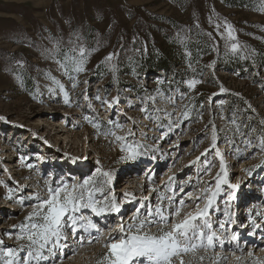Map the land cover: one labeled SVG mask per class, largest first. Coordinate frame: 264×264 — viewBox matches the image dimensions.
<instances>
[{
	"label": "rangeland",
	"instance_id": "1",
	"mask_svg": "<svg viewBox=\"0 0 264 264\" xmlns=\"http://www.w3.org/2000/svg\"><path fill=\"white\" fill-rule=\"evenodd\" d=\"M262 7L264 0H0V117L5 118L0 119V238L5 246L24 243L15 238L19 228L13 226L25 222L36 194L47 195L46 180L66 179L71 185L99 167L114 173L111 190L121 212L97 217L82 209L80 214L98 223L101 231L93 235L99 239L77 246L73 254L75 241L69 236V248L46 262L96 264L106 251V238L121 220L130 221L142 197L155 206L159 197L173 192L178 201L187 192L196 197L205 187L214 190L218 150L229 183L241 187L226 204L230 189L222 185L209 209L213 231L224 244L201 251L202 264H264V169L251 176L246 171L264 160L256 148L264 137ZM227 25L234 39L228 37ZM70 40L86 50L82 72L71 62L67 71L61 67ZM56 41L61 53L52 57L46 49ZM232 43L240 46L236 52ZM109 53L115 54L110 61L105 59ZM193 80L198 83L189 87ZM110 120L122 127L114 128ZM173 121L179 127L168 131ZM109 130L120 136L134 132L145 155L136 162H118L121 142L107 135ZM205 149L209 151L202 156ZM75 157L80 159L73 163ZM208 165L211 171L203 172ZM173 174L179 184L192 179L184 193L176 185L166 187ZM97 186L104 193L96 198L103 200L108 186ZM9 189L12 199L7 198ZM124 193L136 199L124 203ZM20 196L31 199L21 204ZM205 203L200 200V207ZM226 208L231 222L220 229L219 221L228 220ZM195 210L186 199L178 219ZM233 232L238 240L229 243ZM192 264L201 262L193 259Z\"/></svg>",
	"mask_w": 264,
	"mask_h": 264
},
{
	"label": "snow or ice",
	"instance_id": "2",
	"mask_svg": "<svg viewBox=\"0 0 264 264\" xmlns=\"http://www.w3.org/2000/svg\"><path fill=\"white\" fill-rule=\"evenodd\" d=\"M261 10L264 11V7ZM219 27L217 25V29ZM221 35L223 36V34ZM227 35L230 39H234L230 25H227ZM78 39L79 37L76 38L77 41ZM70 44L72 47L62 53L63 62L61 67L67 71L68 64L71 62L75 65L74 70L76 72H82L85 70L83 65L85 63L86 50L75 41L70 40ZM239 47L238 43L231 44L233 52H236ZM46 52L52 57L60 54L61 42L56 41L54 48L46 49ZM113 55L115 54L109 53L105 59L110 61ZM196 83L198 81H189V87H195ZM75 86L76 84L74 83L73 87ZM60 87L63 88L62 85ZM220 91L224 92L225 89L221 87ZM65 103H68L66 92ZM142 111L147 113L148 109L144 108ZM188 115L187 111L182 113L185 119H187ZM0 119L5 118L0 117ZM85 119L89 118L85 117ZM89 122L92 123V120L89 119ZM109 123L114 128L122 127L118 122L110 120ZM261 123L264 124V121H261ZM93 127L97 128L98 125L93 123ZM173 127H179V124L173 121L168 131H171ZM251 131L254 132L255 129ZM167 134L165 132L160 139H164ZM107 135L113 136L115 140L121 142L120 151L123 154L119 157L118 162H136L141 156L145 155L141 151L143 145L134 139V132L129 131L127 136H120L115 131L109 130ZM127 137H133V140L129 142ZM215 143V126L213 125V148ZM245 144L247 147H252L251 140H246ZM256 148L264 152V137L259 139ZM208 151V149H205L201 155H206ZM216 155L220 157V170L213 178L215 183L214 190L210 186L205 187L202 189L201 194L196 197H193L191 192H187L185 193V198H181L178 201L176 198L177 194L173 192L172 196L159 197L160 202L155 206L149 202V197H142L138 201L140 207L136 208L130 221L124 223L121 220L120 227L116 228L106 238L103 245L106 251L101 254L96 264H192L193 259L200 261L202 264L205 256L199 254L201 251L214 248L216 244L222 246L224 241L213 231L209 209L214 206L216 197L223 191L222 185H227L230 189L227 193L228 200L225 202L226 204L237 198L238 190L241 186L240 184L229 183L223 156L218 150ZM71 159L75 163L80 158ZM199 160L200 157H197L191 164H196ZM28 167L32 166L28 165ZM255 169H264V160L246 171L251 176ZM202 171L205 173L210 172L211 165H208ZM98 177L102 178V180L98 181ZM113 180V171H104L99 167L81 182L72 183L71 185L66 179L46 180L45 190L47 195L40 196L36 194L37 203L33 205V210L25 217V222L13 226L14 228H19V234L15 238L24 241V243L16 248L6 247L4 240L0 238V264H46V262L57 258L58 253H63L64 249L69 248V236L75 241L74 245H72L73 254H75L77 246H83L85 242L93 243L98 240L99 236L93 235V233H100L101 231L98 223L94 222L91 217H86L80 213L82 209H91V212L97 217H102L106 214H119L122 204L117 201L115 193L111 190ZM0 183L3 182L0 181ZM98 184L106 185L109 189L108 194L103 195V200L96 198V193H104L103 187L97 186ZM191 184V178L184 181L183 184H179L175 174H173L168 178L166 187L172 190V186L176 185L179 187V191L184 193V186ZM152 191H157V189H152ZM124 197V203L136 199L132 193H124ZM7 198H13L12 189L8 190ZM26 199H31V197H18L21 204ZM186 199L195 204L196 210L195 212L183 213V218L178 219L182 215ZM165 200L167 205L164 204ZM200 200L206 201L203 208L200 207ZM142 209L144 210L143 212ZM224 215L228 220L219 221L220 229H224L225 223L231 222V214L227 208ZM153 226H157L155 232L150 231ZM256 227L259 228V225ZM80 233H86L88 239L85 240V237ZM9 236L11 238V233H9ZM238 236V233L233 232L229 243L237 241ZM21 252H26V255L21 257ZM185 256L189 257L187 261L184 259ZM58 258L62 260L64 256L59 255Z\"/></svg>",
	"mask_w": 264,
	"mask_h": 264
},
{
	"label": "trees",
	"instance_id": "3",
	"mask_svg": "<svg viewBox=\"0 0 264 264\" xmlns=\"http://www.w3.org/2000/svg\"><path fill=\"white\" fill-rule=\"evenodd\" d=\"M157 67H160L161 70H164V69H165V66L162 65V64H158ZM238 68H241V65H239ZM143 73H144V72H143Z\"/></svg>",
	"mask_w": 264,
	"mask_h": 264
},
{
	"label": "bare ground",
	"instance_id": "4",
	"mask_svg": "<svg viewBox=\"0 0 264 264\" xmlns=\"http://www.w3.org/2000/svg\"><path fill=\"white\" fill-rule=\"evenodd\" d=\"M260 219H261V218H260ZM260 233H261V234H264V232H263V231H261ZM259 235H260V234H259ZM262 253H263V252H262ZM262 253H261V254H262ZM263 255H264V254H263Z\"/></svg>",
	"mask_w": 264,
	"mask_h": 264
}]
</instances>
